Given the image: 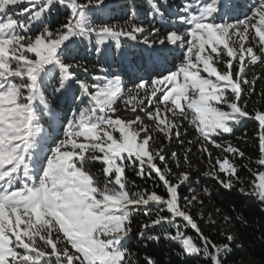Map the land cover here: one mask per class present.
<instances>
[{
    "label": "snow or ice",
    "instance_id": "6c2138e0",
    "mask_svg": "<svg viewBox=\"0 0 264 264\" xmlns=\"http://www.w3.org/2000/svg\"><path fill=\"white\" fill-rule=\"evenodd\" d=\"M147 5L154 19L165 13L174 18L167 34L135 22L94 23L93 18L115 10L112 0H0V264H137L128 244L132 218L140 212L149 217L141 225V239L159 241L147 232L167 225L175 232L164 238L178 243L185 257L226 264L236 237L216 243L203 233L186 210L192 200L184 197L182 204L179 191L190 176L183 172L171 179L165 149L151 148L152 131L171 143L194 129L213 169L209 176L230 190L234 179L240 181L238 169L228 156L213 163L209 146L243 158V151L217 138L253 120L260 152L256 164L264 169V109L249 112L245 99L264 78H248L249 65L264 64V0H252L247 12L240 0H181L175 11L170 0H147ZM61 8L66 22L55 28L50 18ZM85 39H94V51L103 57L112 55V41L117 49L127 41L143 45L152 70L128 88L120 75L109 78L107 69L92 76L93 82L81 79L74 73L89 69L73 61L78 41ZM69 98L86 106L64 118L63 138L46 152L49 137L40 135L41 119L48 114L53 124L61 123L52 100L59 105ZM121 103L135 119H121ZM141 113L154 122L152 129ZM172 157L179 167L175 152ZM96 162L103 178L92 171ZM129 168L145 179L154 174L165 194L133 190ZM248 171L258 183L252 191H240L264 204V170ZM189 228L202 246L187 235ZM146 264L156 261L149 257Z\"/></svg>",
    "mask_w": 264,
    "mask_h": 264
},
{
    "label": "trees",
    "instance_id": "16d2710c",
    "mask_svg": "<svg viewBox=\"0 0 264 264\" xmlns=\"http://www.w3.org/2000/svg\"><path fill=\"white\" fill-rule=\"evenodd\" d=\"M112 2L115 5V10L109 14H101L98 20L93 18L94 23L125 26L135 22L146 29L159 28L161 33L167 34L171 27L170 21L174 19L168 16L167 13L164 14L163 19L160 16H156L154 19L153 14L148 10L147 0H112ZM240 2L243 5V11L247 12L252 0H240ZM170 3L172 11H175L181 4V0H170ZM50 19L51 24L55 28H59L62 23L66 22L64 9L61 8L58 12H53ZM78 42L80 47L77 49L78 55L73 63L82 64L89 69L87 73L83 72L82 69L74 73L81 79L93 82L92 76L105 75L106 73L102 69H107L108 73L111 74L109 78L114 75H120L125 87L128 88L133 86L137 76H145L147 78L146 69L152 70L149 53L143 45L127 41L126 44L122 45L121 49H117L115 42L112 41L110 42L112 44V55L103 57L94 51V39L92 43H88L86 39ZM176 63H179V61L177 60ZM171 67V63L166 65V68ZM217 67L222 70L220 65H217ZM249 67L251 68L248 76L249 80L253 76L264 77L261 64L249 65ZM156 70L164 71L165 69ZM261 93H264V78L257 81L254 95L251 97L245 96V99L248 100L247 107L249 112L264 109V99H262ZM85 106L86 102L84 105H79L77 101L71 98L66 101H60L59 105H57L55 99L52 100V107L59 111L61 117V123L59 124L66 123L65 117L71 119L73 111L77 110L78 107ZM121 114L122 117H124V114L133 115L128 110L127 113L122 111ZM140 115L144 123L152 129L154 122L147 119L143 113ZM49 117L43 115L40 122L41 124H47L43 128L49 138L46 140L44 147L52 145L62 131V127H59V124L51 123L50 125L47 123ZM184 124L187 126V121ZM188 132L190 134L183 136L182 141L173 139L169 143L162 134L153 130L154 139L151 142L153 151L156 150L154 145L157 146V149L161 147L165 149L168 166L173 172L171 177L173 181L177 179L180 173L186 172L189 174L190 181L182 185L179 190L182 204L184 203V197L192 200V203L187 205L186 210L198 223L203 233L208 235L214 242H224V238L228 235L236 237L233 251L226 258V264H264V204L258 198L242 194L240 191L241 188H245L246 191H252L253 183L258 181H254L252 174L248 171L249 167L253 171L264 170L260 169L256 164L260 157L257 122L245 119L234 128L233 133L223 134L217 138L218 142L225 147L231 144L243 151L245 153L243 158L239 156L233 157L231 153H225L222 149L209 146L210 151L213 153V163H215L217 157L223 159L224 156H228L230 162H234L238 169L237 174L240 177V181L237 182L234 179V186L230 190L225 189L209 176V172L213 170L208 163L209 157L199 150L200 144L197 142L195 130L188 128ZM188 149H191V152H188ZM173 152L176 153V158L180 161L179 167L176 164V160L172 157ZM186 152H188L189 163L184 162ZM91 167L93 172L103 178L102 165L99 162H96ZM219 175L224 180L229 178L225 173H219ZM127 176L130 187L133 190H143L145 188L152 190L155 188L159 194H165L162 185L156 187L158 181L154 174L153 179H145L137 176L135 171L129 168L127 169ZM225 217H230L231 219L226 220ZM148 221L149 217L144 216L142 212L134 214L132 218L133 234L128 246L137 260V264H146L149 257L156 261V264H202L203 258L185 257L178 243L164 238V233L168 231L174 233L175 228H170L167 225L155 226L148 230L147 234L160 236L159 241L141 239L139 237L141 225ZM177 223H180L183 228V223L180 220H177ZM186 232L187 235L192 236L202 246V242L199 241L193 230L189 228L186 229Z\"/></svg>",
    "mask_w": 264,
    "mask_h": 264
},
{
    "label": "rangeland",
    "instance_id": "374dc122",
    "mask_svg": "<svg viewBox=\"0 0 264 264\" xmlns=\"http://www.w3.org/2000/svg\"><path fill=\"white\" fill-rule=\"evenodd\" d=\"M258 64H260V63H258ZM262 65V70H263V72H264V64H261ZM117 107H118V111L121 113L122 111H125L126 113H127V110H125L124 109V106H123V104L121 103V104H118L117 105ZM227 110V109H226ZM69 112V111H68ZM46 117H48L49 115L48 114H44ZM122 115V114H121ZM124 117H122L121 116V119H123V120H132V119H135V116L134 115H126V114H124L123 115ZM171 116H170V114H169V118H170ZM141 118H142V116H141ZM143 119V118H142ZM47 123L48 124H50L51 125V120H50V117L48 118V120H47ZM63 124H64V122L62 123V124H59V127H62L63 126ZM43 127L45 126V125H47V124H41ZM53 125V124H52ZM46 133V130H44V133H41L40 135L41 136H43L44 134ZM118 135V134H117ZM58 138H63L62 137V131L60 132V135L58 136ZM37 139L39 140V137H37ZM45 143H46V141L44 142V145H45ZM154 145V144H153ZM54 146V144H52V145H50V146H45V151L47 152V150H48V148H51V147H53ZM154 148L155 149H157V146L156 145H154ZM257 183H258V181H257Z\"/></svg>",
    "mask_w": 264,
    "mask_h": 264
}]
</instances>
